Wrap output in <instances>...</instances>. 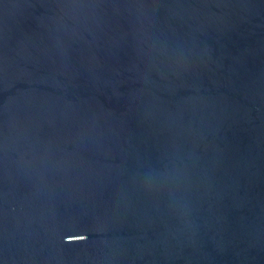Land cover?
I'll list each match as a JSON object with an SVG mask.
<instances>
[{
	"label": "water",
	"instance_id": "water-1",
	"mask_svg": "<svg viewBox=\"0 0 264 264\" xmlns=\"http://www.w3.org/2000/svg\"><path fill=\"white\" fill-rule=\"evenodd\" d=\"M0 264H264V0H0Z\"/></svg>",
	"mask_w": 264,
	"mask_h": 264
}]
</instances>
